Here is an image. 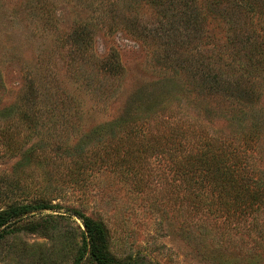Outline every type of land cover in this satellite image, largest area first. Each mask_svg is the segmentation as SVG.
<instances>
[{"label":"rangeland","instance_id":"374dc122","mask_svg":"<svg viewBox=\"0 0 264 264\" xmlns=\"http://www.w3.org/2000/svg\"><path fill=\"white\" fill-rule=\"evenodd\" d=\"M259 1L0 0V264H264Z\"/></svg>","mask_w":264,"mask_h":264},{"label":"trees","instance_id":"16d2710c","mask_svg":"<svg viewBox=\"0 0 264 264\" xmlns=\"http://www.w3.org/2000/svg\"><path fill=\"white\" fill-rule=\"evenodd\" d=\"M264 8V5L259 2L253 3L252 7H256L261 9V7ZM224 170V169H223ZM209 172V171H208ZM231 173V172H230ZM225 174V173H223ZM231 178V177H230ZM237 178V177H236ZM232 179V178H231ZM224 181L216 180V182L212 181L211 185L216 188L215 186H218L220 190L223 192H227V186L225 183H230L232 180H229L228 178L223 179ZM235 180V179H234ZM218 182L220 184H218ZM235 184V183H234ZM240 189L238 185L236 187H233V189ZM243 194H247L246 192H243L239 195H237L238 199L241 198L242 201L246 200V197L243 196ZM249 200H254V197L249 194ZM31 207H28L26 205L23 206H12L6 211H3L0 213V228L4 227L6 229L7 227L11 226L9 222L15 221L17 217H20L26 213L29 212ZM86 236L88 238L89 243V257L91 260L102 263V261H105L107 259V252H108V242H107V232L102 223L97 222H91L86 221L84 223Z\"/></svg>","mask_w":264,"mask_h":264}]
</instances>
